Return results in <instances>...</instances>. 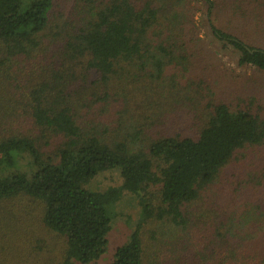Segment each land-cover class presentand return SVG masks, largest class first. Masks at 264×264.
I'll list each match as a JSON object with an SVG mask.
<instances>
[{
	"label": "trees",
	"instance_id": "obj_1",
	"mask_svg": "<svg viewBox=\"0 0 264 264\" xmlns=\"http://www.w3.org/2000/svg\"><path fill=\"white\" fill-rule=\"evenodd\" d=\"M124 193L109 264H264V0H0V264H99Z\"/></svg>",
	"mask_w": 264,
	"mask_h": 264
},
{
	"label": "rangeland",
	"instance_id": "obj_2",
	"mask_svg": "<svg viewBox=\"0 0 264 264\" xmlns=\"http://www.w3.org/2000/svg\"><path fill=\"white\" fill-rule=\"evenodd\" d=\"M202 15L198 14L197 21L201 22ZM202 23V22H201ZM202 26V25H201ZM203 37L208 39L206 35V29L202 30ZM215 51L220 54V59L227 65V75L229 79V85L238 83L240 78H243L246 74H251L250 70H242L236 67L235 64V55L231 52L229 48H225L216 41ZM222 48V51L219 50ZM236 162V161H235ZM229 174L235 172V167H230ZM227 173V172H226ZM249 168L246 171V175H249ZM112 177L105 176L97 180L91 188H95L96 185L99 187H107L110 184H113L114 181H121V178L118 173L112 174ZM139 207L136 198L129 193H124L121 200L115 206V216L112 223V231L109 235V250L108 254L105 255L99 262V264H109L115 251L123 246L129 236L131 235L135 224L138 220ZM63 239L57 235L43 232L40 235L39 243L35 245L33 249L35 252L32 255L30 253L29 257L26 258L24 264H60L62 262L63 255Z\"/></svg>",
	"mask_w": 264,
	"mask_h": 264
}]
</instances>
